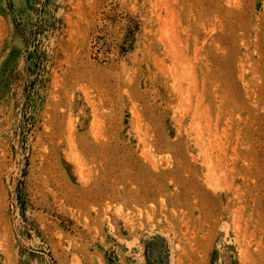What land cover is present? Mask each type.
Segmentation results:
<instances>
[{"label":"rangeland","instance_id":"1","mask_svg":"<svg viewBox=\"0 0 264 264\" xmlns=\"http://www.w3.org/2000/svg\"><path fill=\"white\" fill-rule=\"evenodd\" d=\"M0 264H264V0H0Z\"/></svg>","mask_w":264,"mask_h":264}]
</instances>
